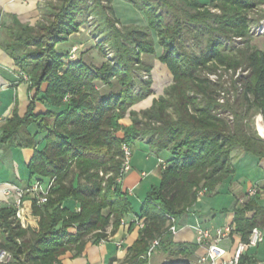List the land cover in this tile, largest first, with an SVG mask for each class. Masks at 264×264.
<instances>
[{"label": "trees", "instance_id": "trees-1", "mask_svg": "<svg viewBox=\"0 0 264 264\" xmlns=\"http://www.w3.org/2000/svg\"><path fill=\"white\" fill-rule=\"evenodd\" d=\"M113 1L48 0L36 25L12 15L6 26L2 47L13 58L19 76L20 72L28 76L27 81L20 80L28 84L32 96L24 116L14 110L5 119L0 142L33 149L30 178L56 179L47 202H35L41 217L37 231L16 223L11 206L0 209V248L13 255L0 264H59L68 250L81 254L89 240L99 244L115 234L122 220L135 212L118 181L122 145L141 138L154 152L168 150L171 155L165 168H160V184L150 187L135 212L144 225L123 262L151 264L147 254L156 239L159 245L152 256L161 251L194 260L199 245L175 241L168 216L188 215L198 190L211 192L233 176L235 149L264 157V141L248 133L243 124L250 111H258L264 120V50L250 41L243 47L234 43L250 34L246 14L264 0H210L208 4L125 0L147 16V27L119 26ZM93 15V35L101 40L98 48L105 57L104 47L109 44L113 59L97 66L85 56L73 60L69 54L71 61L66 62L67 54L57 45ZM185 30L205 35L206 45L199 53L185 47ZM156 45L162 47L158 59L167 65L173 81L150 107L135 110L133 105L153 93L151 67L143 63L142 55L154 54ZM208 64L248 70L236 89L242 110H233L234 124L216 110V85L201 75L202 69L210 68ZM192 91L202 94L204 103ZM37 103L46 107L45 112H36ZM127 114L131 122L124 125L121 120ZM70 174L76 175L75 181ZM260 200L257 190L234 209L235 231L243 241H248L253 228H264ZM135 226L132 221L129 230ZM238 263L256 264L244 255Z\"/></svg>", "mask_w": 264, "mask_h": 264}, {"label": "crops", "instance_id": "crops-1", "mask_svg": "<svg viewBox=\"0 0 264 264\" xmlns=\"http://www.w3.org/2000/svg\"><path fill=\"white\" fill-rule=\"evenodd\" d=\"M28 1H30L29 3L30 6L32 5V8L29 6H22L20 3L21 1L11 3L9 0H0V10H3L2 13L5 12L10 18L9 23L1 22L2 25H0L1 30L5 31L4 34L1 33L0 35V134L2 133V126L5 119L10 117L14 110H16L19 115L24 116L32 96L31 92L28 90V84L23 80H20L18 68L16 67L13 58H11L8 52L2 47L7 39L6 26L11 23L12 15L19 18L22 22L31 23V25H36L41 20V0ZM112 6L117 20L119 18L117 17L116 14L118 13L116 12L119 11L120 13V9H123L128 10V12L130 11V13H134L135 15L131 18L132 24L128 25H138L142 27L148 26L149 22L147 16L143 12L137 10L133 4L125 0H114ZM32 13L39 14V18H37L34 23L31 20L25 21L22 19V15H29ZM136 13L144 16V23L140 24L135 22L137 19H141ZM1 19L2 16L0 15V20ZM83 26L80 27L78 32L69 36L67 41L57 45L61 52L63 51V53L67 54L65 59L66 62L71 61V58H68V56L73 46L87 47L89 44L90 39L88 36H85L83 31H81ZM261 41L258 48L264 50ZM91 46H93V44H91ZM82 52L84 53L85 50ZM83 53L82 56H85L86 54ZM161 64L163 63L158 60L156 71L162 67ZM165 66L167 67V65ZM45 87L46 84H44L43 89H45ZM153 99L154 98L151 100V104ZM144 100L139 101L133 105L132 108L138 110V106L140 107V104L145 102ZM151 104L150 102H147L145 107L148 108ZM45 110L46 107L43 104L37 103L36 112H45ZM125 119L127 122L121 121L122 124L126 125L131 122L129 114H127L124 120ZM262 140L264 141L263 138ZM148 143L147 139L141 138L131 144L133 150L131 169L126 173L121 183L123 190L127 193L128 198L133 204L135 212H138L150 187L160 184V168L162 165L159 162V159L165 162L171 155L168 150L163 151V153L161 152L160 154L154 152L151 150ZM33 153L34 151L31 148H19L15 146L8 147L0 142V209L7 207V199L2 190L5 188L6 184L14 183L19 186H25L35 180V178H30L28 170V163L30 162ZM231 160L235 165L234 167H236V173L229 179L224 180L213 191L206 193L209 198L206 199V195H204L198 199L193 207L190 208V213L179 219L181 228L180 231L174 235L175 241L196 242L194 226L198 223L205 227H216L222 226L226 223H234V209L235 207L242 205L239 203L240 198L245 196L251 188L260 190V202L264 206V157L259 158L252 153L238 148L232 152ZM45 181L48 180L45 179ZM26 202L25 224L31 226L27 227V230L37 231L39 229V221L41 217L35 212V201L28 196ZM135 212L127 215L122 220L116 233L110 235L107 240H103L99 244H94L89 240L81 254H77L75 249L68 250L65 254L60 256L59 264H128L123 262V260L126 257L128 248L135 242V240H137L140 230L139 226H135L132 230H129L130 223L137 218ZM13 218L15 221H18L15 217ZM261 229L264 231V228ZM233 235L234 236L230 239L223 240L220 243L221 247L226 250V258H231L233 256L238 242L242 240L238 232L235 231ZM204 251L205 249L201 247L196 250V261L198 255L203 254ZM243 255L249 261H255L256 264H264V241L258 246L247 248ZM159 256V254H156L151 257L155 264L158 263Z\"/></svg>", "mask_w": 264, "mask_h": 264}, {"label": "rangeland", "instance_id": "rangeland-1", "mask_svg": "<svg viewBox=\"0 0 264 264\" xmlns=\"http://www.w3.org/2000/svg\"><path fill=\"white\" fill-rule=\"evenodd\" d=\"M11 1V3H17L18 1H21V5L22 6H29L30 8H32V5L30 6V1L28 0H9ZM48 0H41L42 5H40L41 10L44 7V4H46ZM202 3H209L210 0H200ZM34 10H36L35 8H33ZM119 9V8H118ZM3 10H0V15L2 16V19L0 20V25L1 22H6L9 23L10 22V18L4 13H2ZM134 12V11H132ZM118 14L117 17L119 18V26H127L128 24H132V20L131 18L134 17V13H130V11L128 12V10H123L120 9V13L119 11L116 12ZM138 14V13H136ZM248 16V18L250 19L249 22V26H250V34L246 35L245 37L243 36V40L241 39V41H237L235 40V46L236 47H243L244 44L246 42H249L255 46L258 47L260 43V41L263 43L264 46V34H256L255 32H251V27L252 25L254 26L255 24H258L261 21H264V4L255 7L254 9H251L248 11V13L246 14ZM126 16V17H125ZM140 16V17H139ZM138 17L141 19H137L135 22L137 23H144L145 19L144 16L142 14H138ZM137 17V18H138ZM37 18H39V14L37 13H32V14H26V15H22V19L27 21V20H31L33 23L37 20ZM94 20H96L93 16L89 17L88 22L83 26V29H81V31L84 32L85 36L90 39L89 44L87 45V47L84 46H73L71 51H70V57L74 60L78 59L81 55H82V51L85 50V58L87 61L91 62L92 64H96L97 66H99L104 60H112L113 59V49L110 47L109 44L106 45L105 50H106V56L103 57L100 49L98 48V44L101 40L97 39L93 34V25H95ZM134 22V23H135ZM95 28V27H94ZM4 30H1L0 27V35L1 33L4 34ZM198 35V33L196 32V30H185L184 34H183V38L185 40V47L188 49V51L191 52H197L199 53L206 45V37L204 34L200 35V36H196ZM1 37V36H0ZM200 42V44L198 43ZM91 44H93V46H91ZM91 46V47H90ZM90 47V48H89ZM97 48V49H96ZM96 49V50H95ZM162 52V48L160 46H156V52L154 54H143L142 55V61L143 63L146 65L151 66V72L149 74H151L152 77V88H153V93L148 97L147 100H144L145 102H142V104H140V107L138 106V110L139 109H144L146 108L145 106L147 105V102H150L151 104V100L152 98H157L159 95L163 94V90L165 88V86L169 85L170 83H172L173 81V77L172 74L170 73L169 69L164 65L161 64L162 67L156 71V66H157V62H158V55H160V53ZM83 53V54H84ZM208 66L210 68H205L202 69L201 71V75L204 78H207L208 81L212 84V85H216V93L214 95L215 101L218 104V108H216L217 111L220 112H224L223 113V117H228L229 115L233 116L232 120H229L227 118V120L234 124L235 122V113L233 112L236 110H242V107H240L239 103H240V98H238L239 96V92L236 91L237 87H240L241 84H243V81L246 80V77H248V70H245L246 68L244 66H241L238 69H234V68H225L221 65L217 66L216 68H212L211 64H208ZM221 70L222 73L219 74L218 78H211V75H213L214 73H217V70ZM149 75L145 74V72H142V77L143 78H148ZM223 91H227L230 92V94H234V97H227L224 98V101L221 102V97L220 94ZM192 94L197 96V101H202L203 100V95L196 93L195 91H192ZM201 103H204L203 101ZM226 109L228 111H226ZM228 114V116H226ZM262 118V119H261ZM261 120H263V117L260 115V113H258V111H250L248 113V115L246 116V118L243 121V124L246 126V131L248 133H250L251 135H253L255 138L257 139H262L260 136V131L262 133H264V129L263 127L261 128V124L262 126H264V124L261 122ZM122 122H127V120L122 119ZM264 122V120H263ZM258 123H259V129L260 131H258ZM69 179H73L74 181L76 180V175L74 174H70ZM84 183V182H83ZM7 185V184H6ZM11 185H16L19 186L17 184L11 183ZM86 185H83V190H87L86 189ZM223 192V191H222ZM220 196V195H219ZM222 197V196H221ZM244 197V196H243ZM209 198L208 195H206V199ZM224 199V198H223ZM27 200V199H26ZM220 200V198H219ZM16 223H18L22 228L27 229V227H31L30 225H22L20 223V221H16ZM9 252V251H7ZM10 253V252H9ZM11 254V253H10ZM157 254H159V258H158V263L157 264H183L188 263V264H197L196 258L194 260L186 258V257H181V256H175V255H168V254H164L161 251H159ZM156 254H154L155 256ZM13 259V255L11 254V260ZM151 264H155L153 258H151Z\"/></svg>", "mask_w": 264, "mask_h": 264}, {"label": "built area", "instance_id": "built-area-1", "mask_svg": "<svg viewBox=\"0 0 264 264\" xmlns=\"http://www.w3.org/2000/svg\"><path fill=\"white\" fill-rule=\"evenodd\" d=\"M255 32L256 34H264V21L259 22L258 24L252 25L251 32ZM237 41H241V37L236 38ZM222 70V69H221ZM220 69L217 70V73L211 75V78H218L219 74L222 73ZM20 77L27 81L28 76L24 72H20ZM234 94H230V92L223 91L220 94L221 102L224 101V98L234 97ZM223 115V113H221ZM261 115V114H260ZM228 116V114L226 115ZM262 116V115H261ZM229 120L233 119L232 115L227 117ZM262 119V118H261ZM261 122L264 124L263 120ZM259 129V123H258ZM260 131V129L258 130ZM261 138L264 139V133L259 132ZM123 162L120 169V175L118 181L122 182L126 173L131 169V161L133 150L130 144L123 143ZM162 167L165 168L166 163L159 159ZM55 177H52L48 181H44L41 179H35L34 181L28 183L25 186H16L7 184L3 190V194L6 197L7 206H11L14 208L15 213L14 217L16 220L20 221L22 225L26 223L25 216V204L26 199L30 196L37 205H43L47 202L49 193L55 183ZM257 191L256 188H251L248 190L246 195L240 198L239 203H244L245 200L253 195ZM208 192L207 188H202L198 190L197 198L200 199L202 196L206 195ZM171 222L170 230L175 235L178 231H180L179 219H176L172 216H168ZM136 225L140 228L143 227L144 223L142 220L135 219ZM196 232V243L199 245V248H204L205 251L203 254L198 255L197 264H239L241 257L243 256L245 250L249 247L258 246L260 243L264 241V231L259 228H253L248 241H239L236 247V250L231 258H226V250L221 247L220 243L223 240L230 239L234 236L235 225L234 223H226L222 226L216 227H205L200 223L194 226ZM159 245V240L156 239L152 242L149 251L148 257L151 258L153 255L154 249ZM11 260V254L6 250L0 249V263H6Z\"/></svg>", "mask_w": 264, "mask_h": 264}, {"label": "bare ground", "instance_id": "bare-ground-1", "mask_svg": "<svg viewBox=\"0 0 264 264\" xmlns=\"http://www.w3.org/2000/svg\"><path fill=\"white\" fill-rule=\"evenodd\" d=\"M263 127V129H264V126H262V124H261V128Z\"/></svg>", "mask_w": 264, "mask_h": 264}]
</instances>
